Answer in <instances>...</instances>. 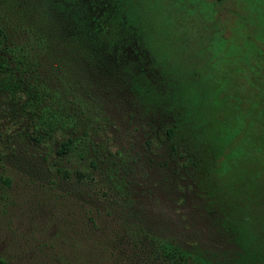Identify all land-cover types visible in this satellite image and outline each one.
<instances>
[{"label": "rangeland", "instance_id": "374dc122", "mask_svg": "<svg viewBox=\"0 0 264 264\" xmlns=\"http://www.w3.org/2000/svg\"><path fill=\"white\" fill-rule=\"evenodd\" d=\"M159 1L158 16L138 9L142 38L138 32L126 53L115 46L113 59L104 50L83 49V38L80 47L59 39L46 0H0L6 30L0 44V173L11 180L1 199L9 212L0 214V256L10 258L17 241L46 242L50 250L53 243L54 256L65 259L75 260L81 249L90 255L84 237L76 244L65 236L67 247L58 233L64 225L83 231L84 221H94L97 239L109 240L124 264H149L148 243L156 240L173 241L209 264H264V0L262 15L240 0ZM206 1L211 21L190 14L197 2L205 10ZM72 12V18L81 15ZM242 16V31L232 33ZM162 20L181 25L166 30ZM214 20L227 25L219 34L229 38L227 57L260 53L258 65L250 67V59L242 76L228 62V105L220 109L208 97L213 81L201 76L208 55L196 52ZM162 29L159 39L155 33ZM175 39L185 42L184 52ZM9 82L17 83L14 96L4 86ZM216 110L229 127L237 126L238 113L248 120L242 151L220 172L215 153L227 123L215 122ZM175 123L171 140L164 128ZM233 139L234 148L243 143ZM134 239L144 241L140 248L133 249ZM18 255L13 264L46 258L31 251Z\"/></svg>", "mask_w": 264, "mask_h": 264}, {"label": "trees", "instance_id": "16d2710c", "mask_svg": "<svg viewBox=\"0 0 264 264\" xmlns=\"http://www.w3.org/2000/svg\"><path fill=\"white\" fill-rule=\"evenodd\" d=\"M46 1L48 2V4H43V5L50 8L52 10V13H54L55 15V19H53L55 32L54 31L53 32L57 33L56 35L59 37V39L61 38V40L67 45L72 42V45L75 44L76 47H80V45L82 44L80 43V41L83 38V49L97 48V49H101L102 51L104 50V53H110V54L111 52H113V48L115 46H116V50H115L116 52H118L119 49L123 48V50H126L125 51L126 53L127 50L130 48L129 46L132 43L133 39L137 37L138 32H139V38H142L141 34L144 31V26L142 24V20H143L142 17H144V15L138 9H140L142 12H145L144 9L149 10L155 16H158V13L159 14L162 13L161 12L162 6L159 0H46ZM175 1L180 2L181 0H175ZM240 1L241 3L244 4V8L246 1L247 5L249 6V8L253 13L254 11H256L258 12V14L261 13L262 15L261 12L262 7L260 3H262L263 0H240ZM192 2L195 3L196 1L192 0ZM138 3L139 6H137ZM60 6L62 7L68 6V8L71 9V12L65 13L61 11ZM199 7L200 4L197 2L195 4V8L191 10L190 14H193V12H198V14L202 16L204 21H211L215 19L214 11L212 10L211 6H209L208 2L206 6L207 8L202 12L199 11L198 9ZM73 8L79 9V13H81V15L79 14L78 16L80 17H77L75 15V18H72V16H74L72 12ZM179 8H182V6H179ZM81 9L83 10V20L81 17L82 16ZM135 10H137V12H135ZM154 15L153 18L156 21L157 18ZM261 15H259V18H261ZM82 22L83 24H81ZM163 22H165L164 25H167V28L163 26V28L166 30H168L169 28H179L181 25V24L173 25V23H170V20H165ZM222 23L223 21L220 23L217 21L211 23L213 30L209 33L210 36L208 37L207 42H205V44L199 45V49L196 51L197 54L208 55L207 61L205 62V64L202 65V70L205 72V74L201 73V76L202 79L207 78L208 80L213 81L214 88L211 87L213 93L211 94L209 91L208 97L209 99H212V102H214V99H217L215 103L217 104L216 107H218L219 109L224 105L225 107L228 105L227 99H223L224 97L228 96L226 90L229 84L227 82L229 78H231V76H228L227 74L228 62L230 63L231 61L232 63H236L238 65L237 73H239V75L242 76L244 75L243 71L245 70L244 68L245 63H249L251 59L253 65L250 67L257 66L259 62L258 56L260 54L259 50L255 49V54L250 57H247L246 55L245 58L243 56L239 58L227 57L226 56V53L228 54L227 43L229 41V38L219 35L225 30L227 26L224 24L222 25ZM244 25H245V17L242 16L241 20L238 19V24L236 26L234 24V27H232L231 30L232 33L236 34L242 31ZM164 29L157 31L155 33V36L159 39H164V34H163ZM5 33H6L5 26L0 20V44L4 42ZM161 35L163 37H161ZM63 37L65 40L63 39ZM175 41H179L178 43H181V40L175 39ZM177 48L181 52H184V50L186 49L185 42H183V44L182 43L179 44ZM109 56L112 58L114 57L113 53ZM110 57L109 59H111ZM254 59L256 60L253 61ZM243 61L245 62L243 63ZM3 64H4L3 61L0 60V68L1 65ZM217 70H218L217 74L221 73L219 76L215 74ZM250 84L252 86L253 82H250ZM4 86L7 87V93L10 96H14L16 91L18 90V86L16 82H14V84H11V82H9L6 83ZM257 91L260 92V90ZM259 92H257L256 94L259 95ZM222 93H224V96H221ZM234 101H235V105L238 107L239 102L242 101V99L237 98L234 99ZM259 103L260 102L258 101H254L253 105L257 107ZM216 111L214 114L215 122H217L218 125H220V123H224V121H226L227 123L226 124L227 130L224 129V133L221 135L222 137L220 136L221 138L218 141V145L215 153V156L218 158L216 164L218 167L217 171L220 172L219 171L220 169L221 170L226 169L228 159H230L231 157L234 158V155H237L239 152L242 151V148L245 145V123H248V120L247 121L245 120V113L242 114L238 113L237 115H235V123L237 124V126L229 127L230 122H227L226 117L222 115L221 111H217V113ZM223 111H226V108ZM252 112H254V110H252ZM253 119L254 118L251 119L250 117V123L251 121H253ZM178 129H179L178 124L175 123L170 127H165L164 131L166 136L172 140L174 139V137H176ZM239 132L241 134L238 136ZM1 134L3 133L0 132V138L1 137L3 138L4 135ZM234 137L238 139L239 142H243L242 144H240V146H237L236 148H234V144H236L234 143V139H233ZM35 141L39 142L40 138L36 137ZM70 141H72V139H69L65 143H62L61 146L67 147ZM174 144L176 145L177 141H172L171 143L172 148L175 150L177 146H175ZM204 158L205 157H202L201 151H199V159L203 160ZM10 181L11 180L8 175H3L2 173H0V214L9 212V210H6L7 206L3 205L5 203H3L1 199H4L3 197L5 195V193L3 192L4 189L9 188L11 186ZM84 222L85 223H83V231H81L80 228H74V227H69V229L66 230L65 229L66 226L64 225V227L62 228L64 230H60L58 234H60L61 237L65 238L62 239V241L64 243V246L66 245L67 247L71 246V242L68 239H66V237L71 239L76 244L78 243L79 240H81V238L83 240L84 237V239L87 241L86 246L90 245L89 247L85 248L88 250V252H91L90 255L85 254L86 252L83 249H81L83 250V252H79L81 250L77 251L78 255L75 257V260H72L71 258H67V259L60 258L59 256L55 257L53 254L54 252L53 243H51L52 249L50 250L47 248L46 242H40V241H38L39 243L38 245L24 242L25 244L23 246H20L21 243L17 241L14 244L15 249L17 250H13V253L11 254L12 256L14 255L15 257V255L20 256L18 255L19 252L22 255L27 251H31L32 253L34 252L36 255L37 254L39 256L43 255L42 257L44 258L46 257L41 263L37 262L36 260H32V262H30L29 264H91V262H93L94 260L102 261L95 264H124L122 261L117 262L118 260L116 259V257L119 259V255L118 253L117 254L115 253L116 255L113 254V249L111 248V244L109 240H105L101 236L100 239H97V236H99V234H97L94 221L92 222L84 221ZM95 234L97 235L95 236ZM53 241L55 242V238H53ZM132 242L134 249V245L136 246L135 248H140V246L143 244L144 241L139 242L138 240L136 241L134 239L132 240ZM153 242L154 243L151 242L148 243L151 250L150 253L151 257L145 258L146 259L145 261H148L149 264H154L157 260L160 261L162 264H209L195 257L188 250L182 248L179 244L173 241L156 240ZM93 252H107L109 254V257H106L105 259L97 258L93 255ZM12 256L10 258L9 257L7 258L6 255H1L0 264H13ZM52 257H55V259H53ZM134 264H145V263H141L139 259V261L134 260Z\"/></svg>", "mask_w": 264, "mask_h": 264}]
</instances>
